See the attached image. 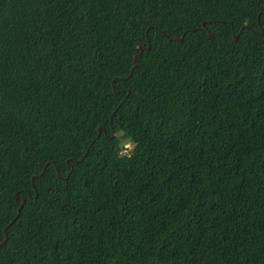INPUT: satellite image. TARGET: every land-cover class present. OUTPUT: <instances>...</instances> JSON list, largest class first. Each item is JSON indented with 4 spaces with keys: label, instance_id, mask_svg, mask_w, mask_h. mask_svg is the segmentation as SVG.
<instances>
[{
    "label": "trees",
    "instance_id": "trees-1",
    "mask_svg": "<svg viewBox=\"0 0 264 264\" xmlns=\"http://www.w3.org/2000/svg\"><path fill=\"white\" fill-rule=\"evenodd\" d=\"M0 264H264V0H0Z\"/></svg>",
    "mask_w": 264,
    "mask_h": 264
},
{
    "label": "clouds",
    "instance_id": "clouds-1",
    "mask_svg": "<svg viewBox=\"0 0 264 264\" xmlns=\"http://www.w3.org/2000/svg\"><path fill=\"white\" fill-rule=\"evenodd\" d=\"M116 135L119 141L117 157L124 159H131L132 156L135 154V149L137 147L136 141L130 134H128L123 129H119Z\"/></svg>",
    "mask_w": 264,
    "mask_h": 264
},
{
    "label": "water",
    "instance_id": "water-1",
    "mask_svg": "<svg viewBox=\"0 0 264 264\" xmlns=\"http://www.w3.org/2000/svg\"><path fill=\"white\" fill-rule=\"evenodd\" d=\"M204 25H205V23H202V26H204ZM210 37H211V34H208V38H210ZM236 39H237V35L234 36V40H236ZM181 40H182V39H181ZM181 40H180V41H181ZM149 48H150V46H147L145 49L148 50ZM143 49H144L143 46H138V47H137V50H138L139 54L142 53ZM139 54H137V55L134 56L135 65L133 66V68L136 67V66L138 65V63H139V61H138ZM130 74H131V73H130ZM116 94H118V92H116ZM101 130H102V129L99 128V129H98V133H100ZM14 198L17 199V200L20 199V201H21V205H20V207L18 208V210H17V214H16V218H17L18 215H19V212H20V210H21V207L25 204V199H24V198H19V197L17 196V194L14 195ZM16 218H15V219H16ZM13 221H14V220H13ZM10 224H12V222H11ZM7 227H8V226H7ZM7 227L4 229V234H5V231H6ZM5 241H6V237H5V240L3 241V243H5Z\"/></svg>",
    "mask_w": 264,
    "mask_h": 264
}]
</instances>
